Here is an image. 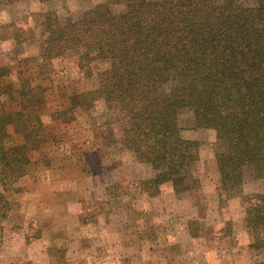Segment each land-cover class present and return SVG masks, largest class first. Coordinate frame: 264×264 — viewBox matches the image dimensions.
I'll use <instances>...</instances> for the list:
<instances>
[{"label": "rangeland", "instance_id": "374dc122", "mask_svg": "<svg viewBox=\"0 0 264 264\" xmlns=\"http://www.w3.org/2000/svg\"><path fill=\"white\" fill-rule=\"evenodd\" d=\"M128 1L17 0L0 4V21L27 27L36 10L77 18L90 8L122 10ZM41 49L39 38L17 44L0 36V113L21 109L29 125L23 132L9 124L6 141L25 144L30 157L23 178L0 184L9 201L0 264H128L132 258L145 264L143 246L153 256L179 255L177 264H236V256L252 264L264 256V250L250 249L245 221L247 206L264 192V178L247 167L240 189L222 188L214 129L197 127L193 111L181 110L183 134L201 141V185L181 194L169 183L156 196L142 192L133 181L154 170L125 146L128 118L107 106L79 55L21 62ZM107 65L98 61L94 70ZM116 182L125 192L111 197Z\"/></svg>", "mask_w": 264, "mask_h": 264}, {"label": "trees", "instance_id": "16d2710c", "mask_svg": "<svg viewBox=\"0 0 264 264\" xmlns=\"http://www.w3.org/2000/svg\"><path fill=\"white\" fill-rule=\"evenodd\" d=\"M32 20L27 27L0 21V36L17 44L40 39V56L21 62L79 55L78 64L92 71L107 106L128 118L125 146L154 170L133 181L142 192L156 196L169 183L181 194L201 185V141L183 134L184 109L193 111L197 127L216 131L222 188L240 189L247 167L264 178V0H130L122 10L90 8L77 18L36 10ZM98 61L108 65L96 71ZM9 124L16 131L29 128L23 110L0 113L3 185L23 178L30 163L25 144L6 141ZM124 192L119 182L109 190L111 197ZM255 196L245 216L249 247L264 250V192ZM8 210L0 190V227ZM252 264H264V256Z\"/></svg>", "mask_w": 264, "mask_h": 264}, {"label": "crops", "instance_id": "0c3cea01", "mask_svg": "<svg viewBox=\"0 0 264 264\" xmlns=\"http://www.w3.org/2000/svg\"><path fill=\"white\" fill-rule=\"evenodd\" d=\"M177 244H178V246L183 245V244H180V242ZM142 249H144L143 250L144 257H141V259L147 262L145 264H151V262L159 263V264H177L180 261V260H178L180 256L176 255V254L171 255V253H169V256H164V255L161 256L160 254H159V256L158 255L153 256L152 248L150 246H143ZM147 249L149 251H147ZM206 257L208 258V256H206ZM131 260L132 261H128V264H142V263H139V261L135 262L134 258H132ZM191 260L195 261V260H197V258H195V259L189 258V261H191ZM232 261L236 264H242L243 263V262H241V259L239 258V256H236L234 258V260H232Z\"/></svg>", "mask_w": 264, "mask_h": 264}]
</instances>
